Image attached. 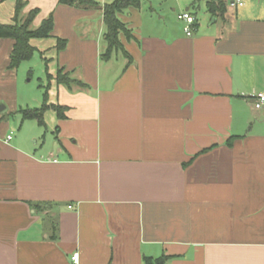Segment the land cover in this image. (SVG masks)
Segmentation results:
<instances>
[{"label": "crops", "instance_id": "crops-1", "mask_svg": "<svg viewBox=\"0 0 264 264\" xmlns=\"http://www.w3.org/2000/svg\"><path fill=\"white\" fill-rule=\"evenodd\" d=\"M24 1L33 28L54 26L31 41L35 99L20 79L33 57L12 69L0 39V264H264V0L215 15L204 0L202 23L195 0H139L109 58L113 0ZM15 15L0 2V24ZM44 106V125L23 119Z\"/></svg>", "mask_w": 264, "mask_h": 264}, {"label": "trees", "instance_id": "trees-1", "mask_svg": "<svg viewBox=\"0 0 264 264\" xmlns=\"http://www.w3.org/2000/svg\"><path fill=\"white\" fill-rule=\"evenodd\" d=\"M5 2L7 0H0V2ZM16 1V15L14 18V25H3L0 24V39H12L15 41L14 50L11 56V68L17 69L19 65L28 61L33 57L35 49L33 48L31 41L38 38H47L50 36L53 30V19L49 18L44 21L41 27L37 30H32L30 25L35 20L38 11L34 10L28 14V18L25 23H20V16L23 13L27 3L24 0ZM90 0H59L60 4L74 6V5H87ZM139 5V0H113L111 3L106 4L104 7V17L107 26L106 41L108 44L107 50L104 54V58H109L114 50H120L122 44L120 41V35L122 33L129 34L126 25L120 20L119 15L130 7H135ZM226 2L222 0H211L209 2V11L215 15L217 13H222L225 11ZM65 42H62V47ZM47 106L39 110H26L23 111V119H37L41 125H44V112ZM59 117H63V110L60 106H55ZM145 264H166L165 258L159 259L157 261L146 260Z\"/></svg>", "mask_w": 264, "mask_h": 264}, {"label": "rangeland", "instance_id": "rangeland-1", "mask_svg": "<svg viewBox=\"0 0 264 264\" xmlns=\"http://www.w3.org/2000/svg\"><path fill=\"white\" fill-rule=\"evenodd\" d=\"M187 2L188 7L192 9V11L195 10V12L197 13L198 20L200 21V23H202V21L205 22V20L210 22V12L207 10L204 0H195ZM183 12L184 8L178 7L177 14ZM21 16L20 23H25L28 18V15H25L24 17ZM33 23L30 25V28L32 30H36L35 28H33ZM22 66H24L22 67V69H20V79L22 88H27L29 94L28 96H31L30 98L35 99L37 96L39 97V94L41 95L44 92V84H46L44 63L42 62L40 56L36 54L30 61L24 63ZM46 135L47 140L51 139V134L45 133V136Z\"/></svg>", "mask_w": 264, "mask_h": 264}, {"label": "built area", "instance_id": "built-area-1", "mask_svg": "<svg viewBox=\"0 0 264 264\" xmlns=\"http://www.w3.org/2000/svg\"><path fill=\"white\" fill-rule=\"evenodd\" d=\"M238 3L239 5H243L242 0H235L233 2ZM180 18L186 23L185 32L187 36H193L195 31V24H196V18L189 12L183 13ZM254 106L257 110H263L264 111V93L258 94L254 96ZM10 139V137H9ZM73 262H78V256L75 255L72 258Z\"/></svg>", "mask_w": 264, "mask_h": 264}]
</instances>
